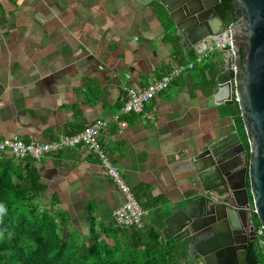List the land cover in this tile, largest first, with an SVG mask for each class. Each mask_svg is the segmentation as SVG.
<instances>
[{
    "label": "crops",
    "instance_id": "obj_1",
    "mask_svg": "<svg viewBox=\"0 0 264 264\" xmlns=\"http://www.w3.org/2000/svg\"><path fill=\"white\" fill-rule=\"evenodd\" d=\"M163 11L156 0H0V136L30 142L77 133L118 112L127 86L146 85L192 61L189 50L198 55L204 44L189 48L171 32ZM228 48L209 52L157 94L146 107L153 119L126 114L125 129L112 120L100 137L146 206L144 225L158 222L164 239L174 227L166 219L202 188L194 159L204 144L215 136L240 135L224 104L210 99L231 78ZM204 65L212 67V76L200 73ZM29 165L43 184L36 200L63 212L78 244L92 221L97 231L116 222L114 210L125 195L87 147L62 148Z\"/></svg>",
    "mask_w": 264,
    "mask_h": 264
},
{
    "label": "water",
    "instance_id": "obj_2",
    "mask_svg": "<svg viewBox=\"0 0 264 264\" xmlns=\"http://www.w3.org/2000/svg\"><path fill=\"white\" fill-rule=\"evenodd\" d=\"M156 1L171 32L189 48L224 33L231 38L229 61L235 70L210 99L212 105H239L249 144L237 132L204 144L194 159L202 188L166 219L167 227L174 226L170 237L185 238L192 256H201L205 264H249L246 250L255 231L248 238L244 227L256 216L264 228V0H233L239 21L230 25L215 8L220 0Z\"/></svg>",
    "mask_w": 264,
    "mask_h": 264
},
{
    "label": "trees",
    "instance_id": "obj_3",
    "mask_svg": "<svg viewBox=\"0 0 264 264\" xmlns=\"http://www.w3.org/2000/svg\"><path fill=\"white\" fill-rule=\"evenodd\" d=\"M215 8L227 25L239 21L233 0H220ZM189 52V58L195 59L194 49ZM199 69L200 73L209 71L213 75L209 65ZM221 106L233 116L240 137L249 148L239 105ZM31 160L0 154V264H199L193 256L188 258L186 245L173 237H162L158 222L141 228L114 222L97 231L92 221L90 234L78 244L67 230L63 212L36 200L43 184L39 172L29 165ZM255 222L260 224L256 216ZM246 251L249 264L264 262L257 240L250 241Z\"/></svg>",
    "mask_w": 264,
    "mask_h": 264
},
{
    "label": "built area",
    "instance_id": "obj_4",
    "mask_svg": "<svg viewBox=\"0 0 264 264\" xmlns=\"http://www.w3.org/2000/svg\"><path fill=\"white\" fill-rule=\"evenodd\" d=\"M202 44H204V48L192 61L183 64L178 63L172 66L159 78L146 85L127 86L126 99L123 105L119 111L114 113L110 118H98L77 133L61 134L51 141L34 140L26 142L17 138L0 136V154L15 158L29 157L35 161H40L47 154L62 148L77 147L80 145L87 147L99 156L108 175L125 195V202L114 210L115 221L125 227H143L144 218L148 214V210L137 200L131 187L120 173L118 167L111 160L107 150L102 146L100 137L109 128L112 120L119 124L120 131L125 129L128 123L123 116L126 114L141 113L147 118L153 119V115L146 111V107L150 101L157 94L166 90L175 78L179 77L185 71L193 69L197 63L203 62L209 52L214 49L229 47V54L231 56L232 40L225 33L222 37L214 36L202 42ZM234 70L235 64L232 63V71ZM250 210L252 214H255L256 210L253 204H250ZM253 230L255 231V240L258 241V246L264 254V228L260 224H255ZM262 264H264V262Z\"/></svg>",
    "mask_w": 264,
    "mask_h": 264
},
{
    "label": "flooded vegetation",
    "instance_id": "obj_5",
    "mask_svg": "<svg viewBox=\"0 0 264 264\" xmlns=\"http://www.w3.org/2000/svg\"><path fill=\"white\" fill-rule=\"evenodd\" d=\"M252 215H253V214H252ZM254 216H255V215H254ZM255 224H256V222H255V217H254V221H252L251 224H248L247 227H244V228H245V230H244V231H245V234L248 236V238L250 237V232L253 231V228H251V225L254 226ZM245 234L242 233V234H240V235L238 236V238L241 239V242H243V240L245 239ZM254 240H255V239L250 240V241H254ZM250 241H249V242H250ZM249 242H248V243H249ZM240 251H241V250H240ZM190 254H192V253H190ZM191 258H192V257H191ZM221 261H222V259H221ZM203 262H204V260H203ZM204 263H205V262H204Z\"/></svg>",
    "mask_w": 264,
    "mask_h": 264
},
{
    "label": "clouds",
    "instance_id": "obj_6",
    "mask_svg": "<svg viewBox=\"0 0 264 264\" xmlns=\"http://www.w3.org/2000/svg\"><path fill=\"white\" fill-rule=\"evenodd\" d=\"M5 156H7V155H5ZM12 157V156H11ZM15 158V157H14ZM27 158H29V157H27ZM16 159H25V158H16ZM32 159V158H31ZM34 160V159H33ZM35 161V160H34ZM252 204V203H251ZM253 215H255V214H253ZM141 228V227H140Z\"/></svg>",
    "mask_w": 264,
    "mask_h": 264
}]
</instances>
